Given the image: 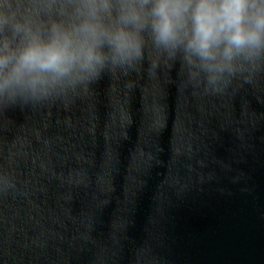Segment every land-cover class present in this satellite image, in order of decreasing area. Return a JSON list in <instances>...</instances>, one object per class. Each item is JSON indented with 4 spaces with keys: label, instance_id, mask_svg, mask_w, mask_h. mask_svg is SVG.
<instances>
[{
    "label": "water",
    "instance_id": "water-1",
    "mask_svg": "<svg viewBox=\"0 0 264 264\" xmlns=\"http://www.w3.org/2000/svg\"><path fill=\"white\" fill-rule=\"evenodd\" d=\"M219 92L150 49L0 109V264H264V70Z\"/></svg>",
    "mask_w": 264,
    "mask_h": 264
},
{
    "label": "clouds",
    "instance_id": "clouds-1",
    "mask_svg": "<svg viewBox=\"0 0 264 264\" xmlns=\"http://www.w3.org/2000/svg\"><path fill=\"white\" fill-rule=\"evenodd\" d=\"M223 91L264 70V0H0V109L132 69L148 50ZM15 177L0 172V190Z\"/></svg>",
    "mask_w": 264,
    "mask_h": 264
}]
</instances>
